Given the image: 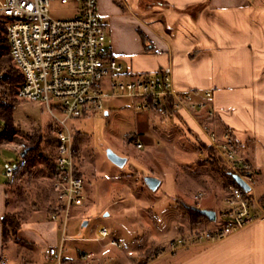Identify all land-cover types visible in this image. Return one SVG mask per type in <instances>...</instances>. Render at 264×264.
<instances>
[{"label": "rangeland", "instance_id": "1", "mask_svg": "<svg viewBox=\"0 0 264 264\" xmlns=\"http://www.w3.org/2000/svg\"><path fill=\"white\" fill-rule=\"evenodd\" d=\"M155 1L139 0V3ZM115 4L119 11L100 15L106 28L110 25V16L130 14ZM74 7L72 2L51 0L49 13L54 18L69 17ZM125 36L130 37L127 33ZM5 87L1 85L0 94L9 100L12 95ZM103 103L102 110L73 121V130L81 131L77 138V164L85 179L84 199L81 204L71 207L68 219L62 222L64 227L51 217L59 212L55 210L59 203L51 189L48 168L40 159L34 160L31 172L18 176L19 192L7 194L5 211L19 213L21 223L28 219L55 221L56 225L50 230H37L31 235L34 239L28 242V247L32 264H52L41 256V252L44 253L47 243H59L61 236L64 239L63 257L67 258L68 264H141L157 252L169 251L172 241L182 233L180 227L188 228V215L178 205L179 201L215 211L223 205L221 185L233 177L224 176L219 164L209 163L207 148L201 144L202 139L198 141L189 131L191 128L194 133L198 132L184 114L188 124L182 119L181 122L173 120V115L180 118V111L165 114L147 111L137 108L125 96L104 99ZM208 106L212 107L210 102ZM204 109L198 113L192 111L201 116ZM214 111L212 116L201 120L208 121L209 129H214L218 136L230 132L217 127ZM12 118L18 135L23 137L32 131L45 134L53 121L42 101L22 98L14 102ZM2 125L0 120V129ZM209 129L204 131L206 135ZM128 133H135V137L129 140ZM138 138L141 147L133 143ZM16 145L0 144V183L6 186V169L17 167ZM43 145L47 152L51 149L47 143ZM108 148L125 156L126 162L122 166L112 162L106 153ZM147 175L159 179L155 189L145 183ZM197 192L203 194L194 199ZM101 227L108 230L104 238L99 235ZM12 238L16 237L8 233L4 241ZM110 239L117 240L119 245L110 244ZM156 246L160 248L155 251ZM18 249L27 250L25 247ZM148 249H152L150 253L146 251ZM81 251L87 258H79Z\"/></svg>", "mask_w": 264, "mask_h": 264}, {"label": "crops", "instance_id": "2", "mask_svg": "<svg viewBox=\"0 0 264 264\" xmlns=\"http://www.w3.org/2000/svg\"><path fill=\"white\" fill-rule=\"evenodd\" d=\"M115 3L130 14L110 16L108 28L103 24L107 44L124 70L153 73L170 65L176 90L194 89L196 98L203 97L204 89L210 90L208 101L216 110L215 123L230 130L239 154L252 163L255 180L251 190L264 203V0H156L145 4L98 0L99 14L119 11ZM183 114L197 129L195 133L209 143L190 112L181 110L180 118L173 115V120L188 124ZM227 185L228 181L221 185L222 195ZM5 190L6 185L0 183V259L32 264L31 235L50 230L55 221L25 220L17 230L19 236L4 241ZM259 212L260 217L222 238L157 252L141 264H264V207ZM209 224L202 220L195 227Z\"/></svg>", "mask_w": 264, "mask_h": 264}, {"label": "built area", "instance_id": "3", "mask_svg": "<svg viewBox=\"0 0 264 264\" xmlns=\"http://www.w3.org/2000/svg\"><path fill=\"white\" fill-rule=\"evenodd\" d=\"M50 1L4 0L0 3V15L5 23L12 61L23 74L16 96L42 101L57 125L51 189L59 203L55 210L59 212L51 217L62 223L68 219L71 207L84 199L85 181L74 167L75 119L102 110L104 99L121 96L129 97L137 108L156 113L186 110L196 117L203 131L209 127L208 121L201 119L212 116L215 111L208 106L210 90L204 89L203 97L196 98L194 89L179 91L173 87L170 65L153 73L125 71L107 44L98 0H60L75 6L73 14L63 18L50 15ZM201 108H205L201 116L192 111L198 113ZM207 137L228 172L240 177L249 189L235 180L234 184L228 183L215 219L209 220L206 226L188 227L172 241L169 251L222 238L260 217L259 210H263L264 203L251 190L255 180L252 163L238 153L232 133L225 131L218 136L214 129H209ZM133 143L142 146L139 139ZM23 148V142L14 146L18 153L17 167L6 169L8 182L18 178L16 169L26 162L21 154ZM202 194L195 193L194 199L201 198ZM107 234L105 227L99 229L100 237ZM63 241L61 236L59 243L47 245L44 259L62 264ZM109 243L119 245L115 239H110ZM79 257L85 259L87 254L81 251ZM9 263L6 257L0 259V264Z\"/></svg>", "mask_w": 264, "mask_h": 264}, {"label": "trees", "instance_id": "4", "mask_svg": "<svg viewBox=\"0 0 264 264\" xmlns=\"http://www.w3.org/2000/svg\"><path fill=\"white\" fill-rule=\"evenodd\" d=\"M22 79H23V74L12 61L5 23L2 17H0V89H1V85L4 84L6 86L5 87L6 90H8V94L12 95L11 96L12 98L8 100L4 96H2V94H0V120H2L3 122V125L1 126L0 129V144L7 145L9 143H13L14 145H16L22 142L24 143L23 150L27 149L26 152L23 154L26 159V162L23 166L18 167L16 169L19 175H24L25 173L31 172V166L34 163V160L40 159L47 166L49 175L52 176L55 167L54 145L57 140V137L55 135V131L57 129L56 123L52 121L48 125V131L45 134H40V132L32 131L27 133L23 137V136H19L16 131V126L12 118V111H13L14 102L18 100V97L16 96L17 86L22 81ZM168 112L172 113V111H168ZM188 129L190 132H192V134H194V137L198 141L201 140V138H199V136L196 133H194L191 128ZM80 134L81 131L73 130V149H74L73 157H74L75 172L77 175L82 176L84 179L83 172L81 171L80 166L77 164V161L79 159V144L77 143V138ZM133 137H135V133H131L130 136H128V139L132 140ZM200 142L208 150L209 163L219 164L224 176L231 175V173L228 172L226 165L224 164L222 159L217 155L215 149L211 145L206 144L202 140ZM44 143H47L48 145L51 146L50 147L51 149L48 152L43 147ZM228 183L234 184L235 181L233 178H231L230 180H228ZM20 186L21 185L18 184L17 179L13 182L7 181V186L5 190L6 194L9 195L10 193L13 192H19ZM262 201L264 200L262 199ZM180 203L181 202L179 201L178 205L181 207L182 210H184V212L187 213L188 222L193 227H195L202 220H209L204 214H202L199 211L200 208L199 206L194 204L189 205V204H184V203L180 204ZM7 204H8V200L6 199V206ZM20 225H21V219L19 213H17L16 211H12V212L5 211L1 220L3 240L6 239L8 233H11L16 237L17 230L20 227ZM159 248L160 247H157L155 251ZM151 250L152 249H148L146 251L150 253ZM66 261L67 258L64 257V259L62 260L63 264H65Z\"/></svg>", "mask_w": 264, "mask_h": 264}, {"label": "water", "instance_id": "5", "mask_svg": "<svg viewBox=\"0 0 264 264\" xmlns=\"http://www.w3.org/2000/svg\"><path fill=\"white\" fill-rule=\"evenodd\" d=\"M27 149H24L22 151V155L26 152ZM107 156L108 158L114 162L116 165L122 166L125 162H126V157L125 156H121L116 154L112 149L108 148L106 150ZM233 179L240 184L242 187H244L245 189H249V186L237 175L233 174L232 175ZM145 183L151 188V189H155L157 187V185L159 184V179L155 176L152 175H147L145 178ZM199 211L204 214L209 220H214L215 219V210L214 209H210V208H199ZM86 224V221H83V225Z\"/></svg>", "mask_w": 264, "mask_h": 264}]
</instances>
